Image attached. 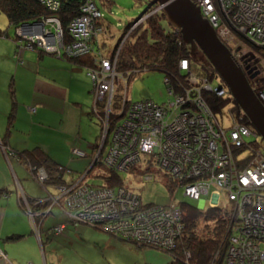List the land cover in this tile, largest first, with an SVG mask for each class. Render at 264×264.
<instances>
[{"label":"built area","instance_id":"1","mask_svg":"<svg viewBox=\"0 0 264 264\" xmlns=\"http://www.w3.org/2000/svg\"><path fill=\"white\" fill-rule=\"evenodd\" d=\"M39 1L50 12L57 11L61 4V0ZM193 1L219 39L230 49L232 43L235 45L232 54L238 62L243 58L239 37L264 46V0ZM154 8L162 9V6ZM100 14L103 15L94 0H81L79 13L67 24V34L63 33L59 18L51 13L40 20L23 23L15 28L18 36L15 56L19 58L24 49L33 47L55 52L58 56L95 54L94 63L86 70L95 98L103 99L106 93L107 99L103 106L102 137L94 151V160L116 172L135 165H139L142 172L161 168L165 171L163 174L168 172L174 177L177 188H181L186 197L198 200L197 208H231L227 216L222 264H264V154L260 150L259 157V150L257 156L254 150L250 153L241 151L252 141L246 138L254 140L258 134L242 120L243 114L236 117L229 114L231 123L223 126L203 92L224 96L229 94L227 87L219 79L209 81L195 73L186 57L178 62V69L187 72L185 76L180 73L183 77L178 80H186L181 88L178 80L172 83L169 77H164L167 91L172 95L170 99L164 102L151 98L132 101L124 91L116 108L112 109L113 90L117 87V53L105 57L98 49L97 36L101 27L94 22ZM38 25L39 30L26 31H32ZM234 35L236 41L232 40ZM50 36L52 43L47 39ZM243 69L246 74L251 73L247 65ZM252 88L264 103V84ZM107 134L106 146H103ZM5 149L7 155H16ZM71 151L78 156L85 155L77 147ZM29 170L36 180L49 177V172L42 166L31 165ZM53 175L60 177L61 173ZM80 179H71L58 187L59 196H65L62 204L68 209L70 223L84 221L109 229L121 225L124 231L120 228L112 233L131 236L139 245L173 246L174 238L183 226L175 202L141 207L139 204L143 201L122 185L94 186L81 183ZM57 197L52 198L55 201Z\"/></svg>","mask_w":264,"mask_h":264},{"label":"rangeland","instance_id":"2","mask_svg":"<svg viewBox=\"0 0 264 264\" xmlns=\"http://www.w3.org/2000/svg\"><path fill=\"white\" fill-rule=\"evenodd\" d=\"M94 1L98 9H100V11L103 13V17L101 14L100 16H98L99 23L96 24V22H94V24L97 25V27L99 26L101 27V31L99 35L97 36L98 42H99L98 49L100 52L103 53V55H105V57L107 56L110 57L112 52H113V55L115 53H118L119 49L121 48L122 42L128 36H129L128 38L132 36L131 39H133L134 33H132L133 31L131 30H133L134 28L136 29V27L140 25V23L144 20V18L150 14L147 11L154 12L158 10V8L153 9L154 6H157L156 4L153 7L148 8L150 0H110V4L104 7L100 3L99 0H94ZM42 5L47 9V7L44 4ZM161 6L163 7L162 4ZM146 8H148V10L145 13H142L145 11ZM50 13L51 15H56L55 12H50ZM49 14H46L45 16H48ZM132 19L134 20L133 23L127 30H125L124 27ZM2 20L7 21L4 27H2V29L7 28L8 33L15 37L14 28L8 25V20L6 16L0 12V22H2ZM164 24L168 25L166 21H164ZM172 27L174 26L172 25ZM66 28H67V25H66ZM37 29L39 30V25L38 27L33 28L32 31L31 30H26V31L35 32L37 31ZM174 29L180 32L179 28L174 27ZM18 30L19 31L21 30L20 27L18 28ZM122 32H124V35L121 37ZM65 34L67 33L65 32ZM1 36L5 37L6 35L1 34ZM16 38H18L17 35H16ZM47 39L49 40V42L51 43L53 42V37L50 36ZM232 40H235V41L237 40L235 35L234 37H232ZM239 40H240V45H241L240 55L243 56V58L240 60L241 63L239 62V64L240 65L243 64L244 60H246L247 62L244 63L243 67H245L246 65L248 66L250 65V68L247 67V69L251 72L250 75L258 72V76H260L261 78L264 77V57H262L260 53L255 51L248 44L252 42L244 38H241V37H239ZM232 45H233L232 49L228 48L231 51V53L235 52V45L233 43ZM259 46H262V45H259ZM33 48L38 49V47H33ZM40 50L43 52L55 54V52L47 51L44 49H40ZM194 51L196 52V56L198 54L200 56V53H201L203 57L206 59V57L204 56V54L199 48H195ZM4 52H5V47L0 42V59L1 57H5ZM63 56H64L63 57L64 59L56 58L55 63L58 66L62 67L60 69L68 68L70 69L69 71H72V66L80 68V67H83V65L81 66V64H78L76 62L73 63L72 61H70L69 59L65 57H81L83 59H88L87 61H89L90 64L94 63V58L96 57L95 54L92 55L91 53H84V54H79L76 56H69V55H63ZM10 58H12L15 61L18 60L16 56L13 57L12 55H10ZM51 60L53 61V59ZM196 61L195 63L198 64ZM90 64H85V67L89 68L91 66ZM32 65H35V64H32ZM42 65L43 63H41V66ZM209 65L212 67L210 63ZM178 66H179V63H177V67ZM190 68L194 72L196 71V69H194V64H192ZM68 69L65 72H67ZM115 70L117 71V78H115V83H117V87L114 88L113 90L115 94L118 92L124 93V91H126L125 92L126 97L132 101H136V100H140L144 98H151L156 102H164L172 97V95L167 91V86L164 81L165 74L164 72L160 70H155V69L138 70L136 72H133L129 80H128L129 76L126 75L127 73L120 72V70L116 69V60H115ZM72 72L73 74H76V75L81 74L79 71H76V70H73ZM178 72L181 74H184V76L185 74L187 75V72L185 71H180L178 69ZM214 72L220 78V83L224 84L227 87V85L221 79L219 74L215 70ZM58 73L60 74L64 73V70H60L58 71ZM85 73L86 72L84 71L83 75ZM198 75H201V74H198ZM203 76L206 77L209 81L213 80V78L210 79L206 75H203ZM88 79H89V87H90L89 93H88L87 88L84 86L80 88L77 85H74V87L71 88V97H70L71 100L70 99L69 100L71 102H74L73 104H76L75 103L76 101L81 102L82 104L80 103V106L83 110L86 109L85 105L87 106L90 105V103L93 100L92 108H91L92 115L88 114L87 116L86 113L82 114L81 108L79 107L78 109V107L73 106L72 103H70L69 107L67 108L64 122L66 124V121H68L67 123H69L68 124L69 128L73 129L72 145H77V141L79 138H87V136L88 138L90 137V139H87V140L89 142H93L95 137H97V135L99 134V132L100 134L97 137L98 143L102 137V131H103L102 118L105 115V112L103 111V106H104V102H106L107 96L105 93V97L103 99L97 100L94 96V88L92 87V81L90 78ZM261 80L264 81V79H261ZM184 81L186 82L185 78H184ZM227 89L229 91L228 87ZM229 94L231 95L230 91H229ZM7 96L8 95L6 93V87L0 85V101L3 100L2 98L7 100L8 99ZM115 108L116 106L112 105V109H115ZM231 108L232 107L230 106V104H228L224 106L222 110H220L221 112H217L218 119L225 127L231 123L230 117L228 116L229 114L232 117L237 116L235 115V113L232 111ZM76 111H78L79 113L78 119L76 118L77 116L75 114ZM68 112H70L71 115L67 116ZM109 116H111V114H109ZM0 118L3 119V116L0 115ZM69 120L71 122H69ZM248 123L253 127L252 130L255 133H257L258 136L256 138V141L247 142L246 145H244L241 148V151H248L250 153L254 150V153H255L254 155L257 156V153H258L257 150H259V157H260V150L262 154H264V138L260 136L258 131L254 128V126L249 121ZM77 129H79V131H77ZM57 133H58L57 136H54L55 138L63 137V133L61 131ZM82 133H84V135H82ZM107 138H108V134L105 136V141L102 144L103 146H106L105 143L107 142ZM251 139L252 138L250 137L246 138V140H251ZM49 141H51L50 138H49ZM80 148H83V150H85L88 153L91 151V146L88 147L87 145H85ZM65 163L68 165H64V164L63 165L55 164L53 166L50 165L49 171H48L49 177L54 176L53 175L54 173H57V172L61 173L60 177H55V178H60V179H55L56 180L55 182L54 181L52 182L49 177L41 179V180H36L32 177V174L29 169H26L25 167H21L22 172L24 173L23 176L25 177V179L21 180L23 187L25 188L26 191H30L31 192L30 194H32V196L41 197V198L38 197V198L30 199L27 196H25L23 200L25 204H27L28 213L30 214V217L33 219V222H32L33 229H36L37 231L39 228V224L41 223V220L46 216V214H48V212L50 211V208L53 205L55 206L61 205L62 201L65 198L63 194L59 196L60 192L58 190V187L66 184L71 179H77V178L80 179L81 175H83L80 179L81 183L87 182L88 184H91L94 186L122 185L128 188L130 191L134 192L136 196L138 197V199H140L141 202L143 201V203H146L147 205L149 204L163 205V204H171L172 202H175L176 204L175 206H177L180 210V207L178 205L179 201H186V202L194 204L195 206H197L198 204V200H194V199H190L186 197L183 194L182 189L177 188L178 185H176V182L173 179L174 177L168 172L165 173L166 175L163 174L165 171L162 170L161 168L159 169L155 168L154 170H152V172L147 170L145 171L146 172L145 173V172H142V168L139 165H135L133 166V168H130L127 170H121L118 172L120 175V179L122 180L121 183L109 184L108 182L104 180L103 175H107L108 172H111V171L110 170L108 171L109 168L105 166L104 164L98 163L96 160H94V146H93L91 156L90 154L87 156H75L69 159ZM38 166H41V165H38ZM58 166H62L63 168L59 169ZM67 169L69 172H66ZM62 174H63V178H66V180L61 179ZM147 175H150V176L147 177ZM47 189L49 193H47L46 191ZM55 196H58V197L54 201L52 197H55ZM46 197L49 198L48 202L44 205H39V207H36L39 201L43 199H47ZM224 207L226 211L225 213H229L231 208L227 210V207L226 206ZM52 209L54 213L58 212L56 207H53ZM55 215L57 216V214ZM50 222L51 220H47L45 221L44 224L50 223ZM227 223H228V218L226 219V227H227ZM67 224L68 225L66 226L65 230L68 232L66 233L68 236L67 239L69 240L68 242H67V239H65L64 241L62 240L63 237L61 234H62V230L64 229V225L62 226L61 224H56L52 228V231L56 233L55 235H58L57 237H55L57 242L55 243L56 246L54 247V250H55V253L57 254L56 257H58L59 264H163V263L166 264L170 259V255H169L170 252H167V251H171L174 248L175 241L178 236L177 235L174 238L173 246L162 248L158 244L152 245L149 243H144V244L139 245V242H137L131 236H128V235H124L125 237L122 236L123 234L121 232H118V234H113L112 230L120 229V228L123 229V226L121 225L117 226L116 228L113 227L109 229V228H104L100 225L99 226L92 225L91 223H86L84 221H81L77 224H71L69 221ZM200 224L201 226H203V223H200ZM226 227H225V230H226ZM207 228H210V227H207ZM182 229H183V226L181 230ZM33 237L36 240V236L33 235ZM225 237H223V239ZM26 242L27 240L21 239V249L23 251L22 253L24 254V256L34 257L35 255H37V252H34L33 250H31L29 247L26 246ZM37 248L39 252L38 255L41 257V252H40L38 243H37ZM46 250H48V246L46 247ZM225 251H226V245H225ZM25 258L27 257H24V259ZM222 262H223V259H222Z\"/></svg>","mask_w":264,"mask_h":264},{"label":"crops","instance_id":"3","mask_svg":"<svg viewBox=\"0 0 264 264\" xmlns=\"http://www.w3.org/2000/svg\"><path fill=\"white\" fill-rule=\"evenodd\" d=\"M6 22L5 20L0 22V29ZM5 30L6 36L0 35V42L5 47V57L0 59V85L6 87L8 95L7 100L2 98L3 100L0 101V115L3 116V119L0 118V264H59L54 250L57 242L55 237L58 235H55L52 228L56 224L64 225L62 240L68 238L66 234L68 232L65 230L69 222L68 209L63 204L53 205L41 220L38 231L33 229V219L23 200L25 196L30 199L39 196H32L31 192L26 191L21 183V180L25 179L21 167L29 169V166L21 159L19 160L16 155H7L5 148L14 153L40 149L49 157L51 166L68 165L65 162L78 156L72 153L73 147L91 146L89 153L79 147L85 152L84 156L89 154L91 156L98 135L93 142H89L87 139L90 137L87 136V138L78 139L77 145L79 146L72 145L73 129L69 128L68 121L66 124L64 122L67 108L70 103H74L70 101L71 88L74 85L80 88L84 86L89 93L88 78L90 77L85 70V65L80 68L72 66V71L76 70L81 73L73 74L69 71L70 69H60L62 67L55 63L56 58L63 57L40 51L37 48H26L21 56L17 57L18 60H13L10 55L15 57L17 48L15 29V37L8 33L7 28ZM41 63H43L42 66ZM67 69L68 71L65 72ZM60 70H64V73H58ZM84 71L86 73L83 75ZM75 103L73 106L81 108V102L76 101ZM92 103L93 100L90 105H85L86 109L81 108V113L91 115ZM75 114L78 119V111ZM68 115L71 113L68 112ZM60 131L63 137L55 138L54 136H57V132ZM63 174L61 179L66 180ZM46 191L49 193L48 189ZM53 207H56L57 213L52 211ZM47 220L51 222L44 224ZM11 235H19V237L13 239L10 238ZM33 235L36 236V240ZM21 239L27 240L26 246L37 252V255L24 256ZM37 243L41 257L38 255ZM47 246L48 250H46ZM24 257L27 258L24 259Z\"/></svg>","mask_w":264,"mask_h":264},{"label":"trees","instance_id":"4","mask_svg":"<svg viewBox=\"0 0 264 264\" xmlns=\"http://www.w3.org/2000/svg\"><path fill=\"white\" fill-rule=\"evenodd\" d=\"M80 1L81 0H61L59 9L55 11L59 18L63 33L66 32L68 21L79 13ZM99 1L103 7L110 4V0ZM154 5V1L150 0L148 8ZM148 8H146L145 11H147ZM0 12L6 16L8 25L14 29L23 23L40 20L43 16L50 13L39 0H0ZM133 21L132 19L128 22L124 29L127 30ZM164 21L167 22L166 15L163 9L160 8L147 15L140 25L137 24L139 26H135L137 30L133 27L134 29L131 30L133 31L132 33H134L133 39H131L132 36L130 38H128L129 36L125 38L117 53L116 69L123 73L128 71L126 74L129 76L128 80L133 72L138 70H160L164 72V77H169L171 82L175 83L176 80L179 78L182 79L183 77L178 72L177 63L181 57H187L190 66L194 64L196 73L206 75L210 79L213 78V80H220L203 55L200 53V56L198 54L197 56L199 57H197L196 52L191 50L190 45L184 42L181 33L175 30L168 22V25H165ZM95 22L96 24L99 23L98 19H96ZM1 34L6 35V30L0 29V35ZM123 35L124 32H122L121 37ZM248 44L264 57V47L254 43ZM38 50L40 49L38 48ZM60 56L64 57L63 54ZM65 58L81 65L90 64V62L87 61L88 59H83L81 57ZM194 60H197L196 62L198 64H196ZM247 67L250 68V65H247ZM246 76L254 88L264 84V81L261 80L264 79V77L261 78L258 76V72L251 75L246 74ZM178 82L180 88L182 84H185L182 80H178ZM203 95L214 113L221 112L220 110H222L224 106L230 104L235 115L244 114L230 94L223 96L203 92ZM120 96L121 92L114 93V106H117ZM242 120L248 123V119L245 115H243ZM251 140L256 141V139ZM96 141L97 142L94 143V151L98 145V139ZM15 154L18 156L19 160L21 159V161L28 166L44 165L50 167L51 165L47 154L37 148L21 151L20 153L17 152ZM109 170L111 172H108L107 175H103L104 180L109 184L121 183L122 180L120 179L119 173L112 169H108V171ZM49 178L52 182H55V179H60L55 177ZM44 204L46 203L39 202L36 207ZM178 205L180 207L183 229L176 238L174 248L171 251H167L170 252V259L166 264H221L225 254L226 240L225 238L223 239V237H225L226 233L225 227L228 213H225L226 211L222 206L199 209L194 204L186 201H179ZM200 223H203V226H201ZM18 237L19 235L10 236V238L13 239Z\"/></svg>","mask_w":264,"mask_h":264},{"label":"water","instance_id":"5","mask_svg":"<svg viewBox=\"0 0 264 264\" xmlns=\"http://www.w3.org/2000/svg\"><path fill=\"white\" fill-rule=\"evenodd\" d=\"M153 1L156 5H163L167 22L180 29L184 42L190 45L191 50L199 48L202 51L248 121L264 138V103L254 92L243 67L202 16L198 5L193 0Z\"/></svg>","mask_w":264,"mask_h":264},{"label":"bare ground","instance_id":"6","mask_svg":"<svg viewBox=\"0 0 264 264\" xmlns=\"http://www.w3.org/2000/svg\"><path fill=\"white\" fill-rule=\"evenodd\" d=\"M214 93V92H213ZM214 94H216V93H214ZM216 95H220V94H216ZM262 102V101H261ZM41 201H43V202H45V203H47L48 202V199H43V200H41ZM144 204H146V203H140L139 205L141 206V207H144Z\"/></svg>","mask_w":264,"mask_h":264},{"label":"flooded vegetation","instance_id":"7","mask_svg":"<svg viewBox=\"0 0 264 264\" xmlns=\"http://www.w3.org/2000/svg\"><path fill=\"white\" fill-rule=\"evenodd\" d=\"M47 172L49 171V167H47V166H44V165H41ZM39 202H41V203H45V202H43V201H39Z\"/></svg>","mask_w":264,"mask_h":264}]
</instances>
